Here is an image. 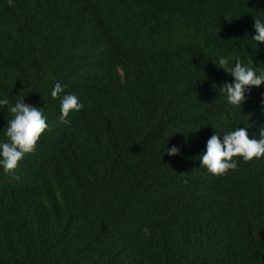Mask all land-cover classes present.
Masks as SVG:
<instances>
[{
    "label": "trees",
    "instance_id": "1",
    "mask_svg": "<svg viewBox=\"0 0 264 264\" xmlns=\"http://www.w3.org/2000/svg\"><path fill=\"white\" fill-rule=\"evenodd\" d=\"M255 17L264 0H0V98L50 126L0 169V264H264V157L200 161L216 132L264 125V85L235 107L214 63L264 70ZM55 82L84 105L70 123Z\"/></svg>",
    "mask_w": 264,
    "mask_h": 264
},
{
    "label": "clouds",
    "instance_id": "2",
    "mask_svg": "<svg viewBox=\"0 0 264 264\" xmlns=\"http://www.w3.org/2000/svg\"><path fill=\"white\" fill-rule=\"evenodd\" d=\"M12 3L13 0H9V4ZM253 27L256 35L252 40L259 47L264 43V20L255 17ZM214 63L234 78V82L221 85L219 91L221 95L226 96L228 103L235 107L246 102L253 87L264 85V70L251 64L246 65L239 58H236L234 64L225 57L218 58ZM50 95L53 99L60 98L61 123H70V113L78 112L84 107L80 98L67 92L66 85L60 82L54 83ZM4 106L8 107L12 115V119L7 120V126L2 131L6 139L0 140V169L7 174L18 168L19 162L26 154L35 151L42 134L50 126L43 109L27 104L25 97L18 98L15 103L7 97H2L0 109ZM165 151L172 156L180 154V149L176 146L166 148ZM234 157H242L245 162L264 157V125L260 126L258 135L254 134L252 138H249L248 127H237L222 136L216 132L208 139L206 151L200 155L201 167L206 168L210 174L225 175L237 169L239 161Z\"/></svg>",
    "mask_w": 264,
    "mask_h": 264
},
{
    "label": "water",
    "instance_id": "3",
    "mask_svg": "<svg viewBox=\"0 0 264 264\" xmlns=\"http://www.w3.org/2000/svg\"><path fill=\"white\" fill-rule=\"evenodd\" d=\"M261 237H264V230L261 232Z\"/></svg>",
    "mask_w": 264,
    "mask_h": 264
}]
</instances>
